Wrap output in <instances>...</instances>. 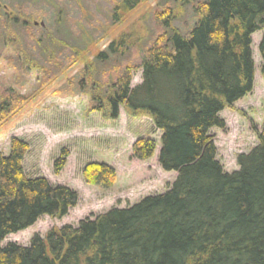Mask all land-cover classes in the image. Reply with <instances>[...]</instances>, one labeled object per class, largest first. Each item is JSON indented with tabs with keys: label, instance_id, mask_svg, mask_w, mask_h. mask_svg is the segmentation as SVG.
Returning <instances> with one entry per match:
<instances>
[{
	"label": "trees",
	"instance_id": "16d2710c",
	"mask_svg": "<svg viewBox=\"0 0 264 264\" xmlns=\"http://www.w3.org/2000/svg\"><path fill=\"white\" fill-rule=\"evenodd\" d=\"M140 3L120 1L115 21ZM194 11L197 22L186 36L172 28L173 13L165 16L166 34L142 57L141 84L132 87L134 68L126 67L110 85L97 88L101 95L96 89L92 94L94 110L107 109L113 121L123 107L152 119L161 132L159 165L177 174L175 182L133 206L52 229L44 238L36 235L29 246H3L10 235L43 217L62 219L79 203L70 187L28 176L23 162L30 146L13 138L9 154L0 152V264H264V128L258 145L238 156L239 170L233 173L218 160L210 134L225 128L220 114L254 90L252 45L258 32L264 75V0H200ZM4 18L6 27L10 18ZM1 32L0 41L6 42L7 28ZM139 40L135 32L122 35L95 63L125 56ZM58 47L65 42L47 32L43 50L55 64ZM70 50L71 62L85 51ZM156 152L155 140L140 139L132 157L146 162ZM68 156L63 150L55 161L56 175ZM82 174L86 184L103 189L117 180L105 163H89Z\"/></svg>",
	"mask_w": 264,
	"mask_h": 264
},
{
	"label": "rangeland",
	"instance_id": "374dc122",
	"mask_svg": "<svg viewBox=\"0 0 264 264\" xmlns=\"http://www.w3.org/2000/svg\"><path fill=\"white\" fill-rule=\"evenodd\" d=\"M120 1L0 0V33L7 28L8 37L6 42L0 41V152L9 154L13 138L26 141L30 146L23 162L26 174L43 176L79 194L78 205L66 217H43L29 229L10 235L3 246H29L36 235L44 238L52 229L77 226L113 208L133 206L145 197L165 193L177 178L159 165L161 132L150 117L132 116L123 107L113 121L107 109L102 113L94 110L97 103L92 94L96 89V95H101L97 88L110 85L126 67L134 68L132 87L141 84L142 57L166 34L165 16L173 13L172 28L186 36L197 22L194 7L200 0H141L116 22L115 7ZM6 14L10 21L4 27ZM14 17L20 22L11 23ZM47 32L66 44L53 56L58 64L43 50ZM130 32L141 40L125 56L118 54L105 63H95L112 42ZM262 34L253 35V92L224 110L220 117L225 128L210 133L218 160L228 173L239 170L238 156L249 154L258 145L264 128ZM76 47L85 51L71 62L70 48ZM92 78L96 83L93 90ZM140 139L157 143L154 158L146 162L132 157L133 146ZM63 150L69 156L63 171L56 175L54 164ZM92 162L115 169L117 180L111 189L85 183L82 172Z\"/></svg>",
	"mask_w": 264,
	"mask_h": 264
}]
</instances>
